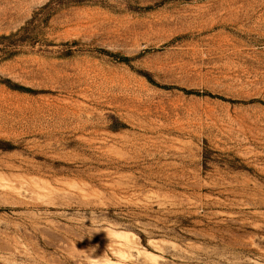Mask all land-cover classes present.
<instances>
[{
	"label": "rangeland",
	"instance_id": "374dc122",
	"mask_svg": "<svg viewBox=\"0 0 264 264\" xmlns=\"http://www.w3.org/2000/svg\"><path fill=\"white\" fill-rule=\"evenodd\" d=\"M24 27L0 264H264V0H0Z\"/></svg>",
	"mask_w": 264,
	"mask_h": 264
},
{
	"label": "trees",
	"instance_id": "16d2710c",
	"mask_svg": "<svg viewBox=\"0 0 264 264\" xmlns=\"http://www.w3.org/2000/svg\"><path fill=\"white\" fill-rule=\"evenodd\" d=\"M26 30V28L24 27V28H22L18 33H16V34H13V35H9V36H2V37H0V39L1 40H10V39H12L13 37H15V36H17V35H19V34H21L22 32H24ZM8 46V45H7ZM8 48H6V50H7ZM4 53H7V54H12L10 51H4Z\"/></svg>",
	"mask_w": 264,
	"mask_h": 264
}]
</instances>
